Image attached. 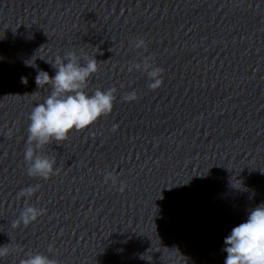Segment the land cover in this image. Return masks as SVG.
I'll use <instances>...</instances> for the list:
<instances>
[{
    "label": "clouds",
    "instance_id": "9594fccd",
    "mask_svg": "<svg viewBox=\"0 0 264 264\" xmlns=\"http://www.w3.org/2000/svg\"><path fill=\"white\" fill-rule=\"evenodd\" d=\"M131 44L135 49L147 50V43L142 38L133 40ZM49 64L55 69L54 76L44 70H38L35 77L38 89L49 85L51 91L43 103L34 106L29 114L30 123L24 150L27 174L42 179H48L59 172V169L54 167L55 158L44 154L45 146L54 141H63L73 130H84L102 116L110 114L116 99L115 88H97L91 95L86 91L90 77L98 71L96 58L85 53L77 55L75 51H69L62 57L57 55L54 62ZM132 70L147 76V87L151 90H156L163 83V69L155 66L147 56L131 63L129 71ZM21 82L26 84L27 79L21 77ZM136 98L135 92L123 96L127 101ZM104 180L105 183L110 181L116 185L118 178L112 173H107ZM126 186L125 182H119L120 191ZM39 187L28 186L17 194V198H25L27 201ZM44 212V209L25 203L17 219L12 222V227H19L21 224L27 227ZM224 245L223 251L227 253L224 264H264V203L249 211L246 222L234 227L224 238ZM11 251L8 244L0 246V258L9 255ZM20 264H58V261L42 253H27Z\"/></svg>",
    "mask_w": 264,
    "mask_h": 264
}]
</instances>
